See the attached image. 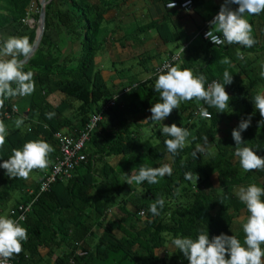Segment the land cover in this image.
<instances>
[{"label": "trees", "instance_id": "obj_1", "mask_svg": "<svg viewBox=\"0 0 264 264\" xmlns=\"http://www.w3.org/2000/svg\"><path fill=\"white\" fill-rule=\"evenodd\" d=\"M128 1L51 0L46 6L45 34L25 64V71L34 72L35 91L29 96L6 99L4 108L0 109L9 128L6 143L0 148V164L12 155L14 148L43 138L55 149L49 155L50 165L59 155L56 133L78 136L91 115L98 113L105 102L112 98L117 101L116 106L103 113L85 146L87 158L76 167L71 179L58 181L49 191L41 193L38 182L30 194L26 190L27 179L11 178L0 167V207L18 190H24L25 194L11 208L36 197L21 223L28 230V239L22 251L9 259L11 264H189L182 252L170 247L172 240L178 236L195 239L201 230L207 229L210 239L221 233L234 235L237 219L243 214L249 215L235 187H247L250 183L264 187V170L244 172L235 156L237 146L232 138V130L251 115L250 127L242 133L245 142L240 146L254 150L259 146L257 154L264 157V117L253 102V96L264 90V76H261L264 31L261 35L253 34L258 38L251 48L240 45L236 49L238 44L227 42L216 46L196 36L197 33L184 37L172 20L181 14L177 11L127 32L126 39L156 29L166 44L179 45L186 40L188 45L182 51L181 61L174 62V66L204 74L205 86L213 80L223 83L226 69L233 75L232 83L225 85L231 97L226 111L218 112L203 100L195 99L181 106L182 117L176 124L187 128L191 135L186 146L173 156L164 143L170 137L163 135L162 127L157 136L159 142L153 144L150 136L143 138L142 125L134 119L148 112L156 102H162L154 90L160 74L157 68L148 78L130 76L126 83L109 85L97 65L98 53L111 41L112 35L103 27V22L109 12L120 10ZM149 1L166 7L172 0ZM192 1L194 8L205 2ZM35 3L37 8L33 10ZM212 14L214 9L209 17ZM39 16V0H0L1 37L27 35L33 44ZM29 18L34 19L35 26L28 24ZM248 19L251 24L259 19L264 29V12ZM208 27L202 25L199 31ZM55 35L64 36L72 47L63 50ZM237 50L243 53V59L237 57ZM247 51L255 56H245ZM225 57L230 64L220 62ZM151 59L150 54H145L139 60L146 72L152 69ZM244 75L246 80L241 78ZM126 86L131 89L122 92ZM53 96L61 99L54 103ZM22 100L26 103L20 104ZM13 104L18 106V111L12 109ZM201 107L207 109L210 118L198 115ZM49 112L55 113L52 119L46 116ZM17 118L24 120L19 129L14 125ZM229 119L237 122L233 128L226 129L224 123L227 125ZM219 133L224 134L219 137ZM204 137L209 141L207 151L193 157L196 146L204 144ZM111 155L122 156L121 164L107 161ZM167 163L172 167V174L158 178L156 184L126 183L131 172H138L142 164L158 168ZM188 172L192 174L191 180L185 179ZM160 197L164 198L165 205L154 216L149 207ZM142 210L144 216L139 215ZM57 250L61 253L56 254Z\"/></svg>", "mask_w": 264, "mask_h": 264}, {"label": "clouds", "instance_id": "obj_2", "mask_svg": "<svg viewBox=\"0 0 264 264\" xmlns=\"http://www.w3.org/2000/svg\"><path fill=\"white\" fill-rule=\"evenodd\" d=\"M231 5H238L232 8ZM169 8L175 7L170 3ZM264 12V0H224L219 13L210 21L211 30L205 35L215 44H238L251 48L256 40L252 36L253 26L248 17ZM247 14V15H246ZM214 33H221L222 38ZM33 51V45L27 35L9 36L6 39L0 37V109L4 108L5 100L17 96H29L35 91L34 72L25 71L26 60ZM23 57L24 59H20ZM237 57L243 59V53L237 50ZM222 64H230L228 58L220 61ZM264 76V72H261ZM233 75L226 69L223 72V83L214 80L207 83L204 74H195L190 68H181L179 65L165 64L155 81L154 90L159 93L162 102L155 103L151 108V116L145 121H162L168 117L174 108H179L181 101L203 100L209 107H214L218 112L226 111L231 99L225 89L226 84L232 83ZM255 108L261 117H264V90L253 96ZM0 114V148L6 143L9 128ZM198 115L202 118H210L207 109L201 107ZM48 119L55 116L54 112L46 113ZM23 118L14 121L15 128L23 125ZM251 124V115L242 119L238 126L232 130V138L235 141V156L244 172L264 170V157L257 154L259 146L254 150L244 144L242 133ZM162 133L170 137L164 141L169 153L175 156L178 150H182L187 143L191 132L176 123L170 126L164 125ZM208 137H204V144H198L192 152L193 157L198 153L207 151ZM54 147L43 138L30 140L23 144L22 148H14L12 155L0 164L11 178L27 179L34 169H45L49 164V155ZM172 167L164 164L153 168L142 164L138 172L132 171L126 183L140 185L147 181L149 184L159 182L158 178L172 174ZM192 174L185 173V179L191 180ZM239 200L246 206L249 215L243 223L245 234L243 243L234 235L221 233L209 238L208 229L201 230L194 239L190 236H178L172 240V246L178 249L188 259L189 264H264V187L256 183H250L247 187H240L237 191ZM165 200L157 198L149 207L154 215H159L163 209ZM140 216L145 213L141 211ZM9 216H0V264L14 255H18L23 249V243L28 239V230L20 221Z\"/></svg>", "mask_w": 264, "mask_h": 264}, {"label": "crops", "instance_id": "obj_3", "mask_svg": "<svg viewBox=\"0 0 264 264\" xmlns=\"http://www.w3.org/2000/svg\"><path fill=\"white\" fill-rule=\"evenodd\" d=\"M147 2L148 3L143 2L142 0L140 1L130 0L124 5H122L120 10L115 11L116 13L113 15V17L108 18V16H106L109 22L112 21L117 24L114 33H112L111 35V41L108 42L105 49H103V52L105 54H108L107 56L112 57V64H111L112 69L111 70L100 68L107 82L111 81L112 84L126 83L128 80V77L130 76H136V77H140L143 79L148 78L154 73V71L160 65L161 62L168 59L173 53L183 51V49L188 45L187 41L183 40L179 45L176 44L177 50L173 51L169 49L168 44L164 43L160 39L158 31L156 29H150L147 32H140L139 34H133L134 36H131L129 39H126L125 37L129 30H132L136 26L142 25L144 23H148L152 20H160L163 18L164 14L166 13L167 15L170 16L172 13L180 11L181 14L179 16L176 15L175 17L172 18L174 22V26H177L179 28L181 33H183L184 37L186 36L192 37L195 33L199 31L202 25H205V26L209 25L210 28L212 27L209 22L212 21L214 17L218 14L219 6L221 5V3H224V0H205V2L201 5L208 4L209 5L208 8L205 7L204 10L199 11V9L197 8H199L201 6L200 5L196 8L193 7V9L191 8L190 10H187V11L184 10L183 12L181 10L166 8L160 2H150L149 0ZM213 9H214V14H212L209 17V13L212 12ZM193 11L195 13H193ZM260 24H262L260 20L255 19V22H253L252 24L253 26L252 36L253 34L261 35V32L264 31V29L260 27ZM253 37L257 43L258 37H255V36ZM135 40H138V41L136 42ZM237 46L238 47H236V49H239L240 45H237ZM148 52H150L149 54H155L158 57V59H156L155 62L150 64L152 68L150 72H146L143 67L141 68L140 61H139L141 56L147 54ZM105 54L103 55L105 56ZM248 55H251L253 57L255 56L254 53L247 51V54L245 56H248ZM98 58L100 57H97V59ZM144 73H148V75ZM127 87L128 86L124 87L122 89V92H124L125 88ZM150 116H151V112L149 110L148 112L136 115L134 119L138 121L141 125L151 126L152 121H145ZM168 117H166L162 121L154 122L155 126L157 125V123L161 125L162 127L164 125H169V123H167ZM236 122H237L236 120L229 119L227 125L224 123V128L226 129L233 128ZM221 134L223 135L224 133H221ZM122 161H123L122 156H116V158H114V162L112 161L111 164L117 165L121 163ZM50 166L51 164L48 165L47 168L41 169V176L38 178L34 187L36 186L38 182L40 183L41 178L43 177L45 172L50 168ZM33 188H29L28 191L30 194H31V191H33ZM239 188L240 186L235 187L236 193ZM9 212L6 216L10 217ZM0 216L2 215L0 214ZM247 216L248 215L243 214L242 216H240V218L237 219L239 222L236 224L235 235L239 239H240V231H241L242 236L243 237L245 236L242 225L246 221Z\"/></svg>", "mask_w": 264, "mask_h": 264}, {"label": "built area", "instance_id": "obj_4", "mask_svg": "<svg viewBox=\"0 0 264 264\" xmlns=\"http://www.w3.org/2000/svg\"><path fill=\"white\" fill-rule=\"evenodd\" d=\"M173 2L175 3V7L169 8L168 5ZM221 5L219 6L218 13L220 11ZM234 6L235 5H231L232 8H234ZM192 7H193L192 0H184L181 2L178 0H172L166 3V8L169 9H184L187 11L190 10ZM210 30H211L210 27L204 28L203 30L198 31L196 36L201 37L207 43L215 45L211 41V39L207 38L205 35ZM214 34L222 38V34L220 33H214ZM220 45L222 44H218L216 46H220ZM181 55H182V51L173 53L168 59L164 60L157 67L156 72L160 73V70L163 69L165 64L174 66V62L179 63L181 61ZM130 89L131 87H127L125 91H129ZM116 104H117L116 98H112L107 102H105L102 105V109L98 113H94L91 115L89 122H87V124L79 131V135L76 137L66 136L62 133H56V137L59 139V155L56 157L55 161L51 164L50 168L45 172V174L41 178L39 183L40 193L49 191L53 186V184H55L58 181H66L73 177L76 167L79 166L87 158V155L84 151L85 146L89 142L91 138V134L96 129L99 121L103 118V113L108 109L116 106ZM12 109L14 111H18V106L16 104H13ZM32 193L33 191H31V194ZM35 200L36 197L27 203H21L18 206L11 208L10 215L14 219H19L21 216H23L24 219L20 221V223L24 222L27 218L28 212L31 211L32 205L35 202ZM142 211L145 213L144 210ZM7 264H11V262L8 260Z\"/></svg>", "mask_w": 264, "mask_h": 264}, {"label": "rangeland", "instance_id": "obj_5", "mask_svg": "<svg viewBox=\"0 0 264 264\" xmlns=\"http://www.w3.org/2000/svg\"><path fill=\"white\" fill-rule=\"evenodd\" d=\"M140 1V0H139ZM143 2H146V3H148L147 1H145V0H142ZM138 2V1H137ZM124 5V4H123ZM206 5V4H205ZM205 5H201L199 8H197V9H199V11H202V10H204V8L205 7H209V5L207 4L206 6ZM33 10H36V8H37V5H36V3L35 4H33L32 5V7H31ZM192 9H193V7H192ZM125 10V9H124ZM116 12L115 11H112V12H110L107 16H108V18L109 17H113V15L115 14ZM193 13H195L194 11H193ZM140 22V21H139ZM29 23H31V26L32 25H35L36 24V22L32 19V18H29L28 19V24ZM37 23H38V21H37ZM116 23H114V22H112V21H110L109 22V20H105L104 22H103V27L107 30V32L109 33V35H111L112 33H114V31H115V29H116ZM33 27V26H32ZM0 37H1V35H0ZM55 38L63 45V50H65V51H68V49H70L71 47H72V44L70 43V42H66L65 41V38H64V36H60V35H55ZM71 46V47H70ZM168 47H169V49L170 50H173V51H176L177 50V47H176V43H169L168 44ZM105 49V48H104ZM150 52H148L147 54H149ZM103 54H105L104 52H103V50L101 51V52H99L98 53V57H100V58H96V60H97V65H99V68H105V69H107V70H111L112 68H111V64H112V57L111 56H107L108 54H105V56L103 55ZM151 55V57H153V59H151V61H150V64H152L153 62H155L156 61V59H158V57H157V55H155V54H150ZM154 56H156V57H154ZM248 57H251V55H248ZM251 58H253V57H251ZM251 58H249V59H251ZM162 63V62H161ZM160 63V64H161ZM140 67L142 68L143 66H142V64H141V62H140ZM144 74H147L148 75V73H144ZM146 77V76H145ZM241 78H243L244 80H246L247 79V77L244 75V76H241ZM109 83V85H112V82L110 81V82H108ZM61 99V97L59 96H55V97H52L51 98V100L54 102V103H56V102H58L59 100ZM120 99V101L121 100H123L122 99V97L121 98H119ZM185 101H181V103H180V107L179 108H174L173 110H172V114L167 118L168 119V122L167 123H169V125L168 126H170L171 124H173V123H176V121L178 120V118H180V117H182V113H181V106L183 105V104H186V103H184ZM20 104H24V103H26V100H22V101H20L19 102ZM169 119H170V121L172 122H170L169 121ZM156 122V121H155ZM142 128H141V134H142V136H143V138L145 139V138H149V136H150V138H152V139H150L151 141H152V143L154 144V143H157V142H159L158 141V134H159V131H160V129H161V125H159L158 123H157V125L155 126V124H154V121H152V124H151V126H147V125H142L141 126ZM222 134L221 133H219V137L221 136ZM114 158H116V155H111V156H108L107 157V161H109L110 163L113 161L114 162ZM115 162H116V160H115ZM121 164V163H120ZM119 166L120 165H118V166H116L117 167V169L119 168ZM117 171V170H116ZM41 176V169H34L30 174H29V177L27 178V185H26V190L27 189H29V188H33L34 187V185H35V183H36V181L38 180V178ZM25 194V192H24V190H18L17 192H15L14 194H13V198L11 199V200H9V201H7L4 205H1V207H0V209H1V211H0V214L2 215V216H6L7 214H8V212H9V210H10V207L14 204V202L16 201V199L18 198V197H20V195H21V197L23 196ZM243 239H244V237L242 236V234H241V231H240V240H241V242L243 243ZM170 247H171V245H170ZM46 252V251H45ZM61 253V250H57L56 251V254H60ZM55 257V256H54Z\"/></svg>", "mask_w": 264, "mask_h": 264}, {"label": "water", "instance_id": "obj_6", "mask_svg": "<svg viewBox=\"0 0 264 264\" xmlns=\"http://www.w3.org/2000/svg\"><path fill=\"white\" fill-rule=\"evenodd\" d=\"M51 0H39L40 2V16L38 20L37 30H36V36L33 42V51L30 55V57L26 60V63L31 59L35 51L39 48L40 43L42 41V38L45 34L46 29V6ZM34 20V19H33ZM35 26V25H32ZM24 59V58H23ZM25 63V64H26Z\"/></svg>", "mask_w": 264, "mask_h": 264}]
</instances>
